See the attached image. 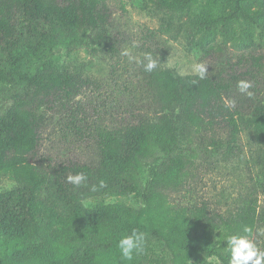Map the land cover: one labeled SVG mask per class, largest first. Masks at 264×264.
I'll list each match as a JSON object with an SVG mask.
<instances>
[{
	"label": "trees",
	"instance_id": "trees-1",
	"mask_svg": "<svg viewBox=\"0 0 264 264\" xmlns=\"http://www.w3.org/2000/svg\"><path fill=\"white\" fill-rule=\"evenodd\" d=\"M199 1L150 0L170 25L148 30L158 46L139 57L158 67L138 64L135 111L113 119L89 113L100 82L72 54L85 38L104 59L121 48L110 0H0V264H228L226 237L244 226L264 250V0H207L180 20ZM175 30L207 78L165 66ZM204 165L236 175L230 202L177 200ZM78 172L86 184L67 183ZM133 230L146 243L129 261L117 244Z\"/></svg>",
	"mask_w": 264,
	"mask_h": 264
},
{
	"label": "rangeland",
	"instance_id": "rangeland-1",
	"mask_svg": "<svg viewBox=\"0 0 264 264\" xmlns=\"http://www.w3.org/2000/svg\"><path fill=\"white\" fill-rule=\"evenodd\" d=\"M112 12L118 17V29L121 34V48L115 53L113 58L104 59L99 53L93 52V47L89 39L85 38L79 45L73 49V59L91 74L100 85L88 88L84 94V100L89 113L102 118H122L129 117L130 113L135 111L133 107L137 95L135 89L136 79L138 78V64L130 63L127 57H122L120 52L122 48H132L133 54L138 56L141 53L142 44L155 45V40H145V35L149 29H155L161 25L168 26L167 17L157 13L152 7L150 0H110ZM200 9L208 10L207 0H200L197 5L185 11L180 20L192 17ZM216 12H221V8L215 7ZM125 29V31H123ZM176 31V30H175ZM175 35L166 34L167 40L165 49L167 51L165 66L180 74L191 72L193 63L199 62L201 49L196 46V40L187 39L181 32ZM133 44L136 46L133 47ZM62 59L67 58L66 50L59 51ZM6 104V99L0 95V109ZM209 167V166H207ZM204 165L199 172H195V177L191 179L188 192L177 196L181 202H201L202 200L211 201L212 203L224 204L225 195L229 202L228 194L235 196V191L239 189V180L236 175L229 171V168H214L207 171ZM146 172V171H145ZM144 172L143 176L146 175ZM11 187V182L3 179L0 181V191ZM225 188L226 194L222 195ZM132 196L122 198L130 204H137L138 200ZM234 198V197H233ZM110 201L116 198H109ZM88 205L91 202L88 201ZM198 242L202 241L199 239ZM216 261L214 257L211 258Z\"/></svg>",
	"mask_w": 264,
	"mask_h": 264
},
{
	"label": "clouds",
	"instance_id": "clouds-1",
	"mask_svg": "<svg viewBox=\"0 0 264 264\" xmlns=\"http://www.w3.org/2000/svg\"><path fill=\"white\" fill-rule=\"evenodd\" d=\"M136 45L133 44V47ZM120 55L127 57L130 63H136L143 67L147 73H151L158 67V60L153 57L151 52L143 53V58L133 54L132 48H124ZM208 64L203 62L193 63L191 72L199 79L203 80L208 76ZM237 90L245 95L251 96L253 93L250 89L253 87L251 81L238 80L236 84ZM234 106V105H230ZM88 176L84 172L70 174L66 177L67 183L80 187L86 184ZM100 188L105 187L104 181H100ZM93 191H96V186H93ZM87 201L84 202L85 208L88 207ZM252 229L249 226H244L242 232L228 235L225 240L226 248L229 253L228 264H264V250L258 245L257 241L251 238ZM146 243V235L138 230H133L131 234L123 235L118 241L117 247L120 250L121 256L125 260H132L134 254H139L144 251Z\"/></svg>",
	"mask_w": 264,
	"mask_h": 264
}]
</instances>
